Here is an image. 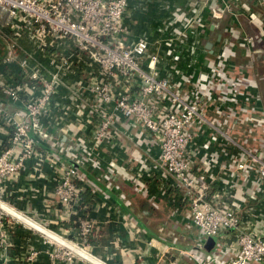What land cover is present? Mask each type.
<instances>
[{
  "label": "built area",
  "instance_id": "1",
  "mask_svg": "<svg viewBox=\"0 0 264 264\" xmlns=\"http://www.w3.org/2000/svg\"><path fill=\"white\" fill-rule=\"evenodd\" d=\"M127 5L128 0H0V66L17 64L20 76V81L8 83L0 67V93L24 109L15 112L16 120L4 117L11 128L8 145L0 147V195L4 182L25 161L35 159V168L51 164L56 181L52 198L67 216L84 205L87 179L79 171L84 166L107 183L121 178L158 207L161 197L148 194L147 158L123 142L118 118L136 130L137 141L147 136L149 152H155L150 165L171 180L161 193L168 196L177 188L174 211L184 214L197 231L191 246L172 248L193 264H264V233L246 230L239 216L241 203L257 199L264 185V103L258 86L264 80L258 65L264 0H194L186 9L173 8L165 25L177 27L164 42L165 53L151 50L144 37L128 36L123 22ZM244 24L254 27L253 35ZM198 29L216 30L220 40L205 56V71L194 76L178 67L182 53L175 47L185 41L187 31ZM21 39L30 43L29 50ZM238 54L244 55L242 63L236 61ZM166 56L174 61L173 81L158 67ZM119 80L122 91L112 85ZM62 85L71 97L90 96L92 104L89 136L67 144L54 141L41 121ZM4 107L6 103L0 105V115H5ZM45 138L52 139L54 153L39 147ZM106 145L120 146L125 158L102 163L97 152ZM56 152L70 163L63 164ZM216 176L224 183L219 190H213ZM77 224L75 239L46 231L52 245L50 264H109L92 253L94 221L78 216ZM230 235L236 237L233 247L224 241ZM164 236L178 243L170 230ZM209 237L216 241L207 250ZM36 255L30 251L27 264H35Z\"/></svg>",
  "mask_w": 264,
  "mask_h": 264
},
{
  "label": "crops",
  "instance_id": "2",
  "mask_svg": "<svg viewBox=\"0 0 264 264\" xmlns=\"http://www.w3.org/2000/svg\"><path fill=\"white\" fill-rule=\"evenodd\" d=\"M193 1L128 0L123 18L128 36L131 39L144 37L150 43L151 50L157 49L165 53L164 42L170 37L169 33H173V28L177 27L175 24L165 25L170 10L177 6L186 9ZM202 14L207 17L206 10H203ZM244 25L246 32L253 35L254 27ZM187 32L185 41L175 47L176 51L182 53L177 65L183 71L197 76L198 73L205 71V56L217 48L219 34L211 29L206 32L199 29ZM157 40L160 44L155 47ZM20 43L26 50L31 47L26 39H21ZM208 44L210 46H207ZM258 45L262 50L258 65L264 69V44ZM68 50L71 51L69 48ZM1 51L3 57L6 53L3 43ZM166 59L163 63H158L160 74L173 81L176 78L171 68L174 61L170 56H166ZM236 61L242 63L244 55L238 54ZM0 67L6 82L20 81L17 64ZM258 84L264 103V80H259ZM112 85L118 90L124 89L122 80L112 81ZM67 89L64 85L60 87L59 92L52 97L46 114L41 118L43 128L53 134L54 141L59 140L66 144L75 137L89 136V110L92 105L89 102L90 96L86 99L74 98ZM2 102L6 103V107L2 110L5 115H0V124L3 125L0 131V147L8 145L11 128L4 117L16 120L15 112L24 111L21 103L7 102V98L0 93V105L3 104ZM117 128L123 142L134 152H139L147 158L145 169L149 173L148 194L157 199L161 197L158 201L159 206L152 205L151 199L145 195L135 193L121 178L114 176L111 182L107 183L99 178L93 168L84 166L79 170L82 178H86L88 182L83 193L84 205L77 210L76 215L67 216L63 208H60L52 198L56 181L49 161L42 162L38 168H35V159L27 160L19 172L4 182L0 195V213L3 215L0 222V240L6 241V246L0 244V264H27V255L32 250L37 253L35 264H50L48 252L52 245L48 237L24 222L22 218H29L45 231L51 230L57 235L75 239L79 233L78 216H86L94 221L92 253L109 264H193L191 260L179 255L172 248L174 245L188 248L197 237V231L190 226L187 217L174 211L173 205L178 201L179 196L177 188L170 189L168 196L161 193L160 188L170 184L171 180L162 176L161 171L155 166L150 165L155 152L153 150L149 152L150 142L147 136L137 141V136H134L136 130L130 128L127 121L118 118ZM51 140L45 138L44 141L39 142V147L46 152L54 153L53 148L49 147ZM263 141L264 139L260 140L261 144ZM55 154L59 155L57 152ZM97 155L104 164L112 158H117L119 161L125 158L124 152L117 145L115 147L106 145L97 152ZM59 157L64 161L63 164L70 163L69 159L61 155ZM127 157L132 156L128 154ZM139 167L140 164H137L133 169ZM222 185L224 186L223 179L216 176L213 190H219ZM241 205L239 216L245 229L264 233V185L257 199L247 203L242 202ZM168 230L177 237L178 243L172 240V236H164ZM224 241L233 247L236 244V237L230 235ZM56 264L82 263L58 261Z\"/></svg>",
  "mask_w": 264,
  "mask_h": 264
},
{
  "label": "water",
  "instance_id": "3",
  "mask_svg": "<svg viewBox=\"0 0 264 264\" xmlns=\"http://www.w3.org/2000/svg\"><path fill=\"white\" fill-rule=\"evenodd\" d=\"M210 27L213 28L212 25ZM207 46H210V44H208ZM22 220H24V222H26L27 224H29L31 227H34V228L42 231L44 234L49 235L48 232H46L43 229H40L37 225H35L34 223H31V222L27 221L25 218H22ZM215 241H216V238L215 237H209L208 240H207V242H206V244H205L206 249L207 250H210L212 248V246L214 245Z\"/></svg>",
  "mask_w": 264,
  "mask_h": 264
}]
</instances>
